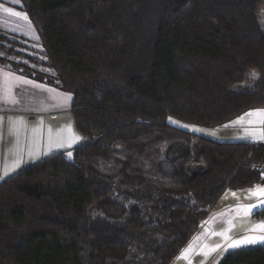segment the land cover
<instances>
[{
    "label": "trees",
    "instance_id": "1",
    "mask_svg": "<svg viewBox=\"0 0 264 264\" xmlns=\"http://www.w3.org/2000/svg\"><path fill=\"white\" fill-rule=\"evenodd\" d=\"M18 1L37 41L0 29V68L71 94L83 142L0 184V264H172L225 193L264 183V142L168 123L264 109V0Z\"/></svg>",
    "mask_w": 264,
    "mask_h": 264
},
{
    "label": "crops",
    "instance_id": "2",
    "mask_svg": "<svg viewBox=\"0 0 264 264\" xmlns=\"http://www.w3.org/2000/svg\"><path fill=\"white\" fill-rule=\"evenodd\" d=\"M5 73H10V72L0 69V85H1V82H4ZM15 76L20 77L18 75H15ZM29 81H32V80H29ZM35 84H38L41 87L36 88V87H33L31 84H27V85L20 84L18 87L15 88V90L16 92L19 93L20 89L24 91H26V89H29V91H34L37 89L41 93V95L39 96V98L41 99L42 92H46V89H47L49 91L48 92L49 94L55 96L53 97L54 99H52V107H53V105L55 104V98L61 97L60 92L57 89H53L50 87L46 88V86L39 84L37 82H35ZM70 104L68 106V111H67L69 113L68 114L69 117H65V118L67 119V122H70L69 119H71L73 122L72 124L71 123L69 124L70 126L69 125L67 126V123H65V126H64L62 125L61 122L58 124L57 121L59 119L62 120L61 115L65 116L66 111L60 112V110H56V111H53L51 115L48 116L47 114H44L41 112L34 113L31 109L26 108V102L24 103L22 102L19 105L0 103V116H3L5 118L3 126L0 127V184L8 180L9 178L19 174L25 168H28L27 166H33L37 164L38 163L36 162L37 156L41 155L40 151L43 148L46 140L51 141L50 143L55 148V150L60 149V151H58L60 153L74 148L73 145H71V147H68L66 143H65V146L63 147L58 146L59 143L65 142L73 136H78L80 138V135L78 134V131L74 125L72 114H70L71 112ZM250 112H253V115L249 117H245V119L239 123H233L234 121H237V119H235L232 122L220 128H216L219 130V132H214V137L217 138V140H221V139L229 140V141H221L220 143H223V142H234V143L264 142V139L260 138L261 135H264V116L256 114L255 110H252ZM9 117H11L12 119L22 117L24 121L26 122L23 125H18V127L20 128L18 139L15 136L9 135V130H8L9 129V125H8ZM249 121H251L252 123L250 124ZM56 124H58V126H60L62 130H60V128L55 130ZM33 128H36L37 131L33 132ZM80 140L83 141V138L81 137ZM210 140L219 142L214 138ZM75 142H79V140ZM75 142H73L72 144H74ZM17 160H19V164L16 163ZM257 186L264 187V183L259 184ZM257 186L250 188V189H254ZM248 190L249 189L237 191V192H231V193H238L237 195L239 196H236V198L231 200L228 204L229 206L232 207V209L239 208V211H240L238 214L239 219L243 217L244 218L243 222H247V224H243L244 228H247L246 229L247 231L246 232L244 231L247 234L246 236L253 235V234H259L258 229L256 230V233H253L252 231H250V229H252V227L255 224L264 221V203L259 202L261 200H264V197L250 196L248 193ZM227 194L228 192L225 193L224 196L220 199V201L216 204L211 215L206 220V222L201 226L200 230L198 231V233L195 235V237L192 239L191 242L196 240V237L200 238L201 235H204L205 233H207V231L212 230L207 225L218 210H220L219 212H223L225 209L228 208V205L225 206L224 208H222V206H219L223 202ZM246 204L247 205L249 204L257 205L255 208L252 209L250 215H245L244 209L247 206ZM233 211L234 210H231L230 214ZM230 214H229V217H225L226 216L225 215L221 219L226 218L227 220H232L231 219L232 217ZM241 224L242 222L240 221V226ZM204 237L206 238L205 239L203 238V242L197 251L198 258L201 261H203L204 264L207 263L208 261H210V264H220L224 256L230 252H235V251H240V250H245V249H253V248L264 246V243L241 244L238 247H232V251H226V253L221 254V257L218 261V258H219L218 254L222 250L220 251L219 249H215L216 245L211 247L212 249H208L210 246L208 241L211 240V236L210 234H207ZM230 242L231 240H229V243ZM187 246L185 248H187ZM193 257L194 256L190 255L189 260L191 261ZM213 260L215 261L213 262Z\"/></svg>",
    "mask_w": 264,
    "mask_h": 264
},
{
    "label": "rangeland",
    "instance_id": "3",
    "mask_svg": "<svg viewBox=\"0 0 264 264\" xmlns=\"http://www.w3.org/2000/svg\"><path fill=\"white\" fill-rule=\"evenodd\" d=\"M12 1L13 0H0V5H3L4 7L12 8L14 11H19L17 6H19L20 2L18 1L17 5H16V3L12 2ZM259 23L264 28V9H262L260 11ZM0 29L6 31L8 33H11V34L25 35L28 39H30L33 42L37 41V37L34 34L33 29L30 27V25L26 21H24L22 19H18L16 17H11L8 14L3 13L2 11H0ZM33 47L34 48H38L35 44H33ZM10 73H12V72H10ZM12 74L16 75L15 73H12ZM253 74H255V73L251 74V76L249 77V81L241 87L242 89H252L253 87H255V83H256V80H257L258 76H257V74H255V76H253ZM3 83L4 82H1V85H3ZM44 86H46V85H44ZM15 88L16 87L13 88V94L16 95L18 99H21L23 103L26 102V108L31 109L34 113L41 112V113L47 114L48 116L51 115V113L53 111H56V110H60V112L66 111V113H65L66 115L65 116L61 115L62 120L59 119L57 121V123L59 124L61 122L62 125H64V126H65V123H67V126L70 123L72 124L73 121L71 119H69L70 122H67V119L65 118V117H69V115H68L69 113L67 111H68L69 104L72 103L71 102L72 101V96H71V100L66 102V103L60 101L59 98L56 97L55 98V104L52 107V99H54L53 97H55V96L49 94L48 93L49 91L47 89H46V92H42V97L40 99L39 96L41 95V93L37 89L34 90V91H29V89H26V91H24V90L20 89L19 93H18V92H16ZM46 88H49V87L46 86ZM50 88H52V87H50ZM59 92H60L61 96L64 95V94H67V93H64V92H61V91H59ZM70 114H72V113L70 112ZM168 123L170 125L178 128V129L190 132L191 134L202 136V137H205V138H208V139H213L214 138V139L217 140V138L214 137V132H219L218 129L214 130V129L201 128V127H197V126H193V125L184 124V123H181V122L173 120V119H170L168 121ZM58 124H56V127H55L56 129L55 130H57L59 128H60V130H62V128L60 126H58ZM78 134L80 135L79 132H78ZM81 137H82V135H80V138ZM217 141L221 142V141H229V140L221 139V140H217ZM82 142L83 141H81L79 139V142H75L72 145L74 147H76L77 145L82 144ZM223 143H234V142H223ZM58 151H60V149L55 150V148L52 146L50 141L46 140L45 143H44L43 148L40 151L41 155L37 156L36 162L39 163V162H41L44 159H47V158H49V157H51V156H53L55 154L60 153ZM27 165H29V164H27ZM27 167L29 168L31 166H27ZM28 168H25L23 171H25ZM237 194L238 193H235V195H233V193H231V192L229 193L228 192V194L226 195L225 199L223 200V202L219 206H222V208H224L225 206H227L229 204V202L231 200L235 199L236 196H239ZM231 210H234V211L230 214ZM219 211L220 210H218L215 213V215L213 216V218L209 221V223L207 225L212 230L211 231H207V233H205L204 235H201L200 238L196 237V240H194L193 242H191L192 241L191 240L190 241L191 243L187 246V248L184 249V250L188 249L189 246L192 247V252L189 254V257H190V255L194 256L193 259L190 261L189 258L188 259L181 258V254L184 251L183 250L178 255V257L175 259V261L172 264H204L203 261H201L198 258L197 251H198V249L200 248V246H201V244L203 242V238L204 239L206 238L204 236L207 235V234H210V236H211V240L208 241L209 244H210L208 249H212L211 247H213L214 245H217V244H219L221 246L219 248V250L220 251L222 250V251L218 254L219 258L217 256L218 261H219V259L221 257V254L226 253V251H232V247H229V245L234 240H240V239H242L243 237H245L247 235L245 233L247 231L246 230L247 228H244V226H243V224H247V222H243V219H244L243 217H241L239 219V216H238V214L240 212L239 208H236V209L233 208L232 209V207L228 205V208L225 209L223 212H219ZM229 214L231 215V217H232L231 219L232 220H227L226 218L225 219H221L225 215H226L225 217H229ZM240 221L242 222L241 226H240ZM229 240H231L230 243H229ZM215 260H213V262ZM205 264H210V261H208Z\"/></svg>",
    "mask_w": 264,
    "mask_h": 264
},
{
    "label": "snow or ice",
    "instance_id": "4",
    "mask_svg": "<svg viewBox=\"0 0 264 264\" xmlns=\"http://www.w3.org/2000/svg\"><path fill=\"white\" fill-rule=\"evenodd\" d=\"M13 2H18V0H13ZM0 11L3 13L8 14L11 17H16L18 19H22L28 23V18L26 14H22L21 12L14 11L12 8L4 7L3 5H0ZM255 76V74H253ZM4 83L3 85H0V103L4 104H11V105H19L22 103L21 99H18L16 95L13 94V88L18 87L20 84H31L33 87L40 88L41 86L38 84H35V82L29 81L23 77H17L14 74L10 73H5L4 74ZM59 100L66 103L71 100V94H64L61 97H59ZM255 113L258 115L264 116V109H258L255 110ZM253 112L245 113L244 116L238 117L237 121H234L233 123H239L245 119V117L252 116ZM4 117L0 116V127L3 126L4 123ZM26 122L22 117L12 119L11 117L8 118V125H9V135L15 136L17 139L19 137V131L20 128L18 125H23ZM251 124L252 122L249 121ZM37 129L33 128V132H36ZM261 139H264V135H261ZM80 138L78 136H73L70 139H68L65 142H61L58 144V146L63 147L65 146V143L67 144L68 147H71L72 143L79 140ZM51 142V141H50ZM69 158H71L72 153H68ZM17 164H19V160L16 161ZM248 193L250 196H255V197H264V187L257 186L254 189H249ZM235 195V193H233ZM260 203H264V200L259 201ZM257 205L255 204H249L245 207V215H250L251 211L253 208H255ZM259 230V234H253V235H248L243 237L240 240H234L229 247H238L241 244H255V243H264V221L259 222L255 224L250 231L253 233H256V230ZM221 246L217 244L215 246V249H219ZM213 249V250H215ZM192 252V247L189 246L188 249L184 250L181 254V258L188 259L189 254Z\"/></svg>",
    "mask_w": 264,
    "mask_h": 264
}]
</instances>
